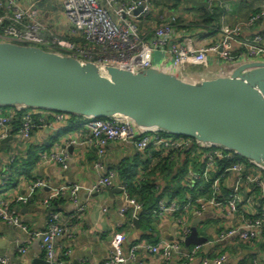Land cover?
I'll return each instance as SVG.
<instances>
[{"label": "crops", "instance_id": "1", "mask_svg": "<svg viewBox=\"0 0 264 264\" xmlns=\"http://www.w3.org/2000/svg\"><path fill=\"white\" fill-rule=\"evenodd\" d=\"M97 2L104 5L106 0H97ZM222 2L228 6V11H221L219 28L222 25L233 27L237 23L246 21L264 6V0H222ZM172 5L171 0H161L160 5L155 4L151 18L140 24L142 32L147 34L150 30V21L158 14L176 13L180 16V26L175 40L182 42L192 38L193 45L197 48L218 43L221 40L219 28L211 33V31L188 29L186 26L187 22L194 23L198 20L202 8H192L183 1L173 10L174 12L164 10ZM16 6L26 12L36 11L41 24L64 38L67 37L69 26L63 15L61 0H16ZM256 36H261L264 46V20L245 30L241 40L250 42ZM168 60L169 57L166 54L154 53L152 56L154 66L166 64ZM208 65L209 69H207L210 70L208 73L195 72L190 75V79L198 80L200 77L218 74L217 71L226 67L227 64L220 61L216 55L210 54ZM192 70H202V68H190L181 72L180 75H185L187 71ZM169 72L175 73L173 70ZM7 111L3 110L4 113ZM15 112L19 113L20 110L15 109ZM55 114L39 110L45 126H38L28 140H24L16 131L15 126L19 124L10 126L12 132L13 130L16 132L12 134L10 131L11 134L8 137L12 138L11 141L7 143L5 150L0 149V200L12 201L19 196H25L28 185L36 179L45 182L44 187L31 195L29 203L17 206L18 214L20 222L26 226L29 233L43 232L49 210L60 215L66 233L56 240V253L58 260H61L63 264H103L116 234L125 236L122 245L124 258L128 257L130 247L136 243L157 245L177 240L180 230L175 222V216L167 215L158 220L152 218V224L150 228L146 227L147 229L138 223L137 231L131 219V212L124 217L119 215L118 212L124 207L125 201L122 192L115 190H120L121 183L133 182L134 178L140 174L147 178L149 186L153 188L158 198L156 206L160 200L167 202L177 200L184 203L187 196L195 200L207 199L211 195L210 187L205 183H197L192 190L184 187L188 171L200 172L203 169L201 154L195 147L172 152L168 162L170 170L163 174L156 168L161 159L159 155H153L152 152L138 153L131 145L120 141H112L106 149L105 156L99 160L93 150L79 144L86 133L84 123L90 119L80 117L81 120H72L64 115L63 121L59 122ZM75 118L78 117L75 116ZM1 133L0 129V135ZM53 148L64 150L68 165L66 170L53 164H39V154L49 153ZM12 155L15 157V162L10 167L8 181L2 184L1 174L8 167L9 158ZM98 160L101 168L95 169L94 164ZM251 165L254 172L251 173L260 176L264 181V168L252 163ZM154 169L155 172L149 176ZM223 169L219 166L221 172ZM111 170L116 171L117 174L114 187L96 190L94 186L97 180ZM131 175H134V178ZM211 176L214 177L215 173ZM237 177L235 173H228L221 181L219 197L222 200L227 199ZM68 186L75 188L76 198L73 201L70 199V192L67 191L63 197L54 200L53 207L50 209L44 206V201L49 200L53 190ZM250 189L243 187L241 192L243 199H250V202L242 209L243 217L246 219L255 212L258 214L264 211V200L258 192L254 193ZM182 217L189 230L192 227L195 228L198 236L205 239V243L200 246L186 248L183 244L184 252L198 247L196 257L189 264H202V260L216 259L220 256L225 257L223 264H252V261L264 264L262 237L251 243L241 242L238 233L233 237L220 239V235L226 234L230 229H239L242 224L240 217L228 219L223 213L209 206L198 210L197 204L184 212ZM138 219L139 214L136 220ZM28 241H30L29 235L21 228L0 222V257H7L10 264H30L32 260L40 256L45 260L41 251V240L35 238L29 245ZM24 245H27L26 253L19 255L16 251L17 247ZM67 251L68 254H66ZM126 264H161V261L159 256L145 250H138L135 258L127 260Z\"/></svg>", "mask_w": 264, "mask_h": 264}, {"label": "built area", "instance_id": "2", "mask_svg": "<svg viewBox=\"0 0 264 264\" xmlns=\"http://www.w3.org/2000/svg\"><path fill=\"white\" fill-rule=\"evenodd\" d=\"M206 1L209 6L215 5L223 11H228V6L222 0ZM152 3L153 0H124L122 2L106 0L105 4L101 5L97 0H61L63 15L69 26L67 37L81 40V42H68L63 36L41 24L36 11L26 12L16 6V0H0V43L36 47L99 66H112L135 72L152 68L154 53L168 55L169 60L168 63L163 64L164 69L175 72H183L194 67L208 68V55L210 54L216 55L227 65L242 61H264L261 36L254 37L250 42L241 40V35L245 30L264 20V6L246 21L237 23L233 27L222 25L219 28L221 40L218 43L197 48L193 45L192 38H187L182 42L175 40L177 29L180 26V16L176 13L158 14L150 21V30L147 34L142 32L140 24L151 18ZM191 23L193 22H187L186 26L191 27ZM14 115V111L8 110L4 113L0 108V129L2 130L0 140L10 136V125L15 120ZM55 118L62 122L64 114L56 113ZM38 126H45L39 110H22L18 134L24 140H28ZM84 126L86 133L79 144L93 150L99 160L105 156L106 149L112 141L129 144L138 153L160 152L162 156L167 152L195 147L201 154L203 169L200 172L188 171L184 187L192 190L197 183H205L209 185L211 193L207 199L194 200L187 196L184 203L177 200L171 202L160 200L149 215L157 220L167 215L175 216V222L180 230L177 240L157 245L136 243L130 247L128 257L124 258L122 245L125 236L116 234L103 264H126L127 260L135 258L138 250H145L152 255L159 256L161 264H189L196 257L198 247L189 252L183 250L184 240L190 235L191 230L186 226L182 214L195 204L198 210L209 206L223 213L228 219L241 218L242 224L239 229H230L226 234L220 235V239L233 237L238 233L239 240L243 243H251L261 237L264 240V211L258 214L255 212L246 219L243 217L242 209L250 202V199H243L241 196L243 187L251 188L252 192H258L264 200V181L260 176L252 174V169L246 170L234 153L218 147H202L189 138L168 136L158 131L141 132L132 122L125 119H90L84 123ZM38 158L39 164L42 165L53 164L62 170L68 167L63 149L53 148L49 153L39 154ZM99 160L94 164L95 169L101 168ZM226 160H232L233 163L221 172L218 164ZM14 162L15 157L12 155L9 158L8 167L1 174L2 184L8 181L10 167ZM213 173H215L214 177L211 176ZM228 173H235L238 177L227 199L222 200L219 197L220 183ZM116 179V171L111 170L97 180L94 188L96 190L112 188ZM44 186L43 180L36 179L28 185L25 196H19L12 201L0 200V222L21 228L29 235L30 241L39 238L45 260L50 264H63L58 260L56 253V240L66 233L60 215L49 210L43 232L29 233L26 226L20 222L18 214L17 206L29 203L31 195ZM119 188L125 201L124 207L118 212L119 215L124 217L131 212V219H137L138 214L142 212L141 205L129 195L126 183H121ZM67 191L70 192V199L73 201L76 198L75 188L62 187L52 191L49 200L44 201V206L50 209L51 201L63 197ZM26 246H18L17 253L24 255ZM68 253L67 251L66 254ZM224 262V256L202 260V264H223ZM0 264H10V261L2 256ZM252 264H257V262L252 261Z\"/></svg>", "mask_w": 264, "mask_h": 264}, {"label": "water", "instance_id": "3", "mask_svg": "<svg viewBox=\"0 0 264 264\" xmlns=\"http://www.w3.org/2000/svg\"><path fill=\"white\" fill-rule=\"evenodd\" d=\"M183 1L192 8L209 7L207 1ZM208 69L180 75L160 64L135 72L0 43V108L125 119L138 131L189 138L264 168V61L228 64L218 74L190 79ZM11 139L1 140L0 149ZM133 225L138 231L136 219ZM203 243L192 227L185 247ZM30 264L50 262L40 256Z\"/></svg>", "mask_w": 264, "mask_h": 264}, {"label": "trees", "instance_id": "4", "mask_svg": "<svg viewBox=\"0 0 264 264\" xmlns=\"http://www.w3.org/2000/svg\"><path fill=\"white\" fill-rule=\"evenodd\" d=\"M160 1L161 0H153L152 13H154V5L155 4H156V6L160 5ZM171 1L173 2V5L169 6L168 9L167 8L164 9V10H167V12H174L173 10L179 4L183 3V0H171ZM221 11H222V9L218 8L215 5H211L208 8H204V9L202 8L201 9V15L199 16L198 20L194 23H191V27L188 26V29H193V30L199 29L200 31H202V30L203 31H211V33H214L215 30H218L219 25H220L219 22H220V17L222 15ZM257 12H255L254 14H256ZM65 39L68 42H81L80 39L69 37V36L66 37ZM4 109L9 110V111L10 110L14 111L15 120L10 126L12 127L13 124L14 125L19 124V126L18 125L15 126V128H17L16 131H18L20 128V118L22 115V110H20V112L17 113V112H15V109H12V108H4ZM4 109H2V110H4ZM64 115L70 117V119H72V120L73 119H80L81 120L80 117L75 118L74 115H68V114H64ZM10 131L12 132L11 129H10ZM16 131L13 130L12 134L15 133ZM11 132H10V134H11ZM151 154H153V155L157 154L161 158L159 163H158V166H156L159 173L163 174L165 171L170 170V168H169L170 163L168 164V162L171 158L172 152H167V153L163 154L165 156H162L160 152H152ZM239 162H241L245 166L246 170L249 171L252 169V165H251L250 161L239 158ZM232 163H233L232 160L221 161V162H219L218 167L221 166V168H227ZM154 172H155V169L149 173V176H150V174H152ZM133 176L134 175H131V177H133ZM126 184H127V190H128L129 195L133 199H135L136 202H138L141 205L142 212L139 214L138 223L142 227L150 228V226L152 224V217L149 215V212L151 210L155 209L156 201L158 199L155 192L153 191V188L151 186H149L150 184H149L147 178L143 174H140V176H138V177L136 176L134 178L133 182H131V183L126 182ZM53 203H54V200L51 201V207H53ZM59 261H61V260H59Z\"/></svg>", "mask_w": 264, "mask_h": 264}]
</instances>
